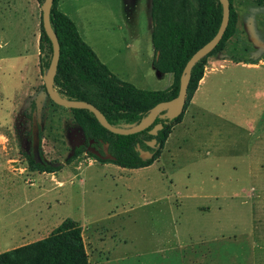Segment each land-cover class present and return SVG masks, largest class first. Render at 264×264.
Here are the masks:
<instances>
[{"label": "rangeland", "instance_id": "obj_1", "mask_svg": "<svg viewBox=\"0 0 264 264\" xmlns=\"http://www.w3.org/2000/svg\"><path fill=\"white\" fill-rule=\"evenodd\" d=\"M149 7L150 0H63L61 8L112 75L158 91L171 76L152 68ZM232 8L235 33L205 64L220 61L214 71L222 82L204 95L195 90L180 113L189 124L171 131L151 165L130 170L86 152L65 163L84 141L43 87L41 5L0 0V163L16 169L0 205V253L68 219L81 228L88 264H264V191L259 200L252 192L254 176L264 174V157L255 156L264 151V95H255L264 92V64L237 68L264 63V5L232 0ZM34 127L33 156L59 165L54 174L27 169Z\"/></svg>", "mask_w": 264, "mask_h": 264}, {"label": "trees", "instance_id": "obj_2", "mask_svg": "<svg viewBox=\"0 0 264 264\" xmlns=\"http://www.w3.org/2000/svg\"><path fill=\"white\" fill-rule=\"evenodd\" d=\"M251 1L259 6L264 5V0ZM36 2L42 5L43 0ZM57 2L58 0H52L49 12L50 28L59 47L53 78L57 95L92 105L115 128L139 125L155 105L176 97L184 65L195 51L214 36L221 19L220 0H150L149 41L153 50L152 68L157 74L171 75L172 81L164 90L146 91L112 75L81 40L73 22L57 9ZM228 3V23L220 41L190 69L183 108L187 106L202 78L206 60L220 53L235 33L236 14L232 8V0H228ZM37 49L38 68L43 76L50 62L51 44L42 30L41 21ZM69 112L81 131L84 146L75 147L65 160L66 164L86 152L100 163H111L130 170L151 165L159 157L172 127L181 119V114L172 120L156 117L143 131L119 136L103 129L86 110L71 109ZM162 114L164 111L159 113ZM158 124L161 129L155 136H150L148 131ZM151 140L155 141L153 149L146 145ZM89 141H92L90 147L101 155V148L106 145L113 160L102 161L88 153ZM136 146L151 153L152 157L142 161ZM26 165L29 171L39 174H54L60 170L59 165L45 163L39 156L35 158L32 154L28 155ZM0 264H88L81 228L78 223L66 219L46 237L0 253Z\"/></svg>", "mask_w": 264, "mask_h": 264}, {"label": "water", "instance_id": "obj_3", "mask_svg": "<svg viewBox=\"0 0 264 264\" xmlns=\"http://www.w3.org/2000/svg\"><path fill=\"white\" fill-rule=\"evenodd\" d=\"M51 5H52V0H43V3L41 5V14H40L42 30L51 44L50 62H49V65L47 67L45 74L42 76L43 77V87H44L47 97L50 99L52 103L64 109H68V110L76 109V110L88 111L95 117V119L98 121V123L103 129H105L107 132L111 134L119 135V136H128V135H132V134L143 131L149 125L153 123L156 117L172 120L180 115V113L182 112L183 106H184V99H185L186 88H187V84L189 80L190 69L199 58L208 54L218 44L227 26L228 15H229L228 0H220L221 19H220L218 29L216 33L214 34V36L207 43H205L202 47H200L197 51H195L190 56V58L187 60L182 70L181 76H180L178 92L175 98H173L172 100L168 102H163V103H159L155 105L151 109L149 115L144 119L147 121L143 120L139 125H131V126L123 127V128H115V127L110 126L106 122L102 114L92 105L85 103V102H81V101L67 100V99L59 97L55 93L53 89V78L56 72V66L58 62L59 47H58L56 36L52 32L50 28V24H49V12H50ZM162 111H164V114L159 115V113ZM160 129H161V126L159 124L155 125L150 131H148V134L150 136H155L156 132ZM36 135H37V131H36V128L34 127L32 131L33 152L38 146ZM154 143L155 141L151 140L150 142H147L146 145L149 148H153ZM91 144H92V141H89L88 147H87L88 153H90L91 155H93L94 157L102 161H112L113 160V158L107 152L106 145L102 146L101 148L102 155H101L98 151L90 147ZM136 151L138 152L139 158L142 161L148 160L152 157L151 153L147 151H142L138 146H136Z\"/></svg>", "mask_w": 264, "mask_h": 264}, {"label": "crops", "instance_id": "obj_4", "mask_svg": "<svg viewBox=\"0 0 264 264\" xmlns=\"http://www.w3.org/2000/svg\"><path fill=\"white\" fill-rule=\"evenodd\" d=\"M62 5H63V0H58V2H57V9L61 13H64L63 10H62V8H61ZM64 15H65V13H64ZM97 58H98V56H97ZM99 62H101V61H99ZM101 64H103V63L101 62ZM220 64H221L220 61L214 60V59H209L207 61V66H205V68H204L205 71L202 74L201 80L198 82V85H197V88H196L195 97L196 96H200V95H204V93L207 91V88H206L207 85H210L211 83H217V85H218V84H220L222 82V80H220L221 78L214 71V70H217L219 68ZM262 64H264V63L258 62V64H256V62H252V60H246V62H244V61L237 62V65H238L237 68L242 69V70L256 71V70H258V68ZM171 81H172V78H171ZM243 83L245 84V82H242V84ZM255 95H257V96L258 95H261L262 96V95H264V92L256 93ZM188 124L189 123H184V120H182L180 123H178L177 125L173 126L172 129H171V131L174 132L176 130V128H179V127L182 130H184V128ZM169 135H171V134H169ZM167 140H168V137H167V139H166V141H165L164 144L167 143ZM177 143L178 142L175 139L174 140V147H175V145ZM262 144L264 145V142ZM261 154L264 157V151L262 153H256L255 156L256 157H259V155H261ZM258 163H260V162H257V164ZM10 164L11 163H8V161L7 162H4V166H2L3 163H0V205L1 206H2V203L4 202V200L6 201V200H9L10 199L9 198V194L11 195V190L10 189H11L12 184L14 183L11 178H12V175H15L14 172H15L16 169L14 167H12ZM254 179H255V181H254L255 188L252 190V192H256V194H255L256 195V200H259L260 199V196L259 195H262V193L264 191V185L261 184L264 181V174L258 173L257 175L254 176ZM3 193H5V196L7 198L1 197V195H4ZM11 249H14V248H10V250Z\"/></svg>", "mask_w": 264, "mask_h": 264}, {"label": "clouds", "instance_id": "obj_5", "mask_svg": "<svg viewBox=\"0 0 264 264\" xmlns=\"http://www.w3.org/2000/svg\"><path fill=\"white\" fill-rule=\"evenodd\" d=\"M139 45H140V41L139 40L135 41V43L133 45V49L138 51L139 50Z\"/></svg>", "mask_w": 264, "mask_h": 264}, {"label": "flooded vegetation", "instance_id": "obj_6", "mask_svg": "<svg viewBox=\"0 0 264 264\" xmlns=\"http://www.w3.org/2000/svg\"><path fill=\"white\" fill-rule=\"evenodd\" d=\"M150 149H153V148H150ZM32 155H34V152H32Z\"/></svg>", "mask_w": 264, "mask_h": 264}, {"label": "bare ground", "instance_id": "obj_7", "mask_svg": "<svg viewBox=\"0 0 264 264\" xmlns=\"http://www.w3.org/2000/svg\"><path fill=\"white\" fill-rule=\"evenodd\" d=\"M144 121H147V120H144Z\"/></svg>", "mask_w": 264, "mask_h": 264}]
</instances>
